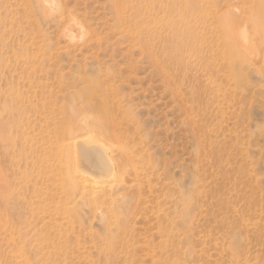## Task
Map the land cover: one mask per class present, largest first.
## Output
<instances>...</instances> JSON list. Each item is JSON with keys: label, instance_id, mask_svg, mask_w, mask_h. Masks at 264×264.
I'll return each mask as SVG.
<instances>
[{"label": "rangeland", "instance_id": "1", "mask_svg": "<svg viewBox=\"0 0 264 264\" xmlns=\"http://www.w3.org/2000/svg\"><path fill=\"white\" fill-rule=\"evenodd\" d=\"M55 5L80 20L73 38ZM181 16L184 115L149 59L164 54L158 32ZM232 17L255 47L226 45ZM204 88L214 104L201 94L195 103ZM95 97L136 120L150 159L143 177L123 174L133 187H118L128 202L141 197L133 215L114 209L120 225L132 222L124 236L108 230L114 217L70 198L59 160L67 121L90 113L103 123ZM237 255L264 264V0H0V264H236Z\"/></svg>", "mask_w": 264, "mask_h": 264}, {"label": "bare ground", "instance_id": "2", "mask_svg": "<svg viewBox=\"0 0 264 264\" xmlns=\"http://www.w3.org/2000/svg\"><path fill=\"white\" fill-rule=\"evenodd\" d=\"M42 1L45 6L51 0ZM49 8L68 20L69 27L65 34L66 37L71 39L76 36L74 35L75 31L83 30V26L75 14L63 12L58 5ZM121 19L122 17H120ZM237 20L232 17L226 22V25L224 24L225 28L229 30L227 32L230 39V43H226V45L244 49L252 48L254 42L249 37V31L247 33L245 26L241 25L242 28L239 23H236ZM238 22L240 21L238 20ZM134 24L138 28L135 32L138 36L137 40L144 42L141 35L142 29H140L142 20L138 19ZM236 25L241 27L238 32L233 31L234 28H237ZM165 27L163 36L158 32V42H161L164 54L161 58L149 52V59L162 75L167 89L178 99L179 110L184 115V111L189 110L184 105V16L180 17L178 25L168 21ZM149 32L153 38H157V31L153 26L149 27ZM244 51L242 50V52ZM202 66L203 70L212 69L210 64L204 63ZM212 82L210 84L214 85L215 83ZM200 94L208 96L212 103L217 98L215 90L204 88L195 97L196 104L199 103ZM93 102L100 110L103 123L100 124L98 117L90 113L71 119L67 121L57 145L59 160L62 159L66 168L71 171L66 181L71 189L70 198L78 197L90 214L101 220H106L108 215L114 217V209L118 205L126 206L133 215L140 204L141 197L137 195L128 202L122 194H117V191L120 186L123 188L134 186L124 180V173L129 171L138 178L148 171L150 159L147 161L148 156L144 150L146 143L144 134L133 117L116 112L114 106L109 104L105 97H95ZM128 221L129 218L126 219L127 224L123 223L122 226L114 217L112 220H107L106 225L109 231L116 230L124 236L126 234L124 228L127 225H132V222L128 224ZM232 260L236 264H251L249 259H242L240 255L233 256ZM117 261L115 262L117 263Z\"/></svg>", "mask_w": 264, "mask_h": 264}]
</instances>
